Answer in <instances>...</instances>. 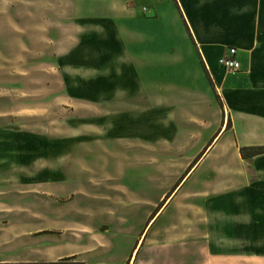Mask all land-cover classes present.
Masks as SVG:
<instances>
[{"label": "rangeland", "instance_id": "1", "mask_svg": "<svg viewBox=\"0 0 264 264\" xmlns=\"http://www.w3.org/2000/svg\"><path fill=\"white\" fill-rule=\"evenodd\" d=\"M103 1L0 0V260L264 264V159L204 160L219 96L125 72Z\"/></svg>", "mask_w": 264, "mask_h": 264}, {"label": "crops", "instance_id": "2", "mask_svg": "<svg viewBox=\"0 0 264 264\" xmlns=\"http://www.w3.org/2000/svg\"><path fill=\"white\" fill-rule=\"evenodd\" d=\"M151 3L150 9L141 0H108L99 5L104 9L107 6L109 22L121 17L118 19L122 21L125 72L153 73L158 80H166V85L182 87L197 99L202 94L198 86L211 84L226 110L227 120L211 148L205 149L204 160L217 145L223 146L218 141L228 136L232 140L223 147L232 149L233 143L237 154L240 147L264 146V0H151ZM227 48L236 49L235 58L242 66L241 72L234 75L224 74L217 64ZM263 159L264 154L253 157L251 163L258 166ZM244 195L248 199L249 194ZM203 237L200 239L204 240ZM196 241L200 240H195L194 246ZM140 242L134 248L136 254L133 249L128 260L132 264H149L145 259L149 248L142 247ZM161 249L175 254L179 246L171 244Z\"/></svg>", "mask_w": 264, "mask_h": 264}, {"label": "trees", "instance_id": "3", "mask_svg": "<svg viewBox=\"0 0 264 264\" xmlns=\"http://www.w3.org/2000/svg\"><path fill=\"white\" fill-rule=\"evenodd\" d=\"M249 151V154H246L245 152ZM239 153L243 159H248L255 157L257 155H260L264 153V150L260 147H248V148H240ZM0 264H83L80 261H77V256H71L67 258H62L56 261L51 262H36V261H30V262H24V261H5L0 260Z\"/></svg>", "mask_w": 264, "mask_h": 264}, {"label": "built area", "instance_id": "4", "mask_svg": "<svg viewBox=\"0 0 264 264\" xmlns=\"http://www.w3.org/2000/svg\"><path fill=\"white\" fill-rule=\"evenodd\" d=\"M144 12H147L146 8H143ZM236 49L227 48L224 55L217 59L218 66L223 70L224 74H237L241 72L242 66L235 58Z\"/></svg>", "mask_w": 264, "mask_h": 264}, {"label": "water", "instance_id": "5", "mask_svg": "<svg viewBox=\"0 0 264 264\" xmlns=\"http://www.w3.org/2000/svg\"><path fill=\"white\" fill-rule=\"evenodd\" d=\"M196 166V165H195ZM191 170V169H190ZM189 175V172L183 177V179H185L187 176ZM183 179L180 181V184L182 183V181H183ZM180 184H178L177 186H176V188L175 189H177V188H179V186H180ZM174 189V190H175ZM172 194V193H171ZM172 195H170V197H171ZM166 205V201L163 203V205H162V207H160V209L161 208H163V206H165ZM160 209L155 213V215L160 211ZM154 215V216H155ZM152 217L149 221H152L155 217Z\"/></svg>", "mask_w": 264, "mask_h": 264}, {"label": "bare ground", "instance_id": "6", "mask_svg": "<svg viewBox=\"0 0 264 264\" xmlns=\"http://www.w3.org/2000/svg\"><path fill=\"white\" fill-rule=\"evenodd\" d=\"M224 130H225V129H224ZM192 170H193V169L190 170V173L192 172ZM190 173H189V174H190ZM188 176H189V175H188ZM188 176H187V177H188ZM187 177H186V178H187ZM186 178H185V179H186ZM185 179H183L181 185L183 184V182L185 181ZM172 196H173V195H172ZM172 196H171V197H172ZM171 197H169V198H171ZM166 202H167V201H166ZM151 222H153V221H151ZM151 224H152V223H151ZM140 244H141V242H140ZM136 251H137V250L134 249V255L136 254Z\"/></svg>", "mask_w": 264, "mask_h": 264}]
</instances>
